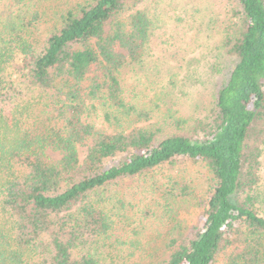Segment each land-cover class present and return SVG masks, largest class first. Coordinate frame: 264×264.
<instances>
[{"label":"trees","instance_id":"16d2710c","mask_svg":"<svg viewBox=\"0 0 264 264\" xmlns=\"http://www.w3.org/2000/svg\"><path fill=\"white\" fill-rule=\"evenodd\" d=\"M148 1L0 0V264H264V0ZM176 161L200 218L112 240L106 186Z\"/></svg>","mask_w":264,"mask_h":264},{"label":"rangeland","instance_id":"374dc122","mask_svg":"<svg viewBox=\"0 0 264 264\" xmlns=\"http://www.w3.org/2000/svg\"><path fill=\"white\" fill-rule=\"evenodd\" d=\"M147 5L152 6L153 0H149ZM180 5L181 2L177 5L176 3L169 4L168 1H164L153 6L157 14L162 12L164 14L163 18H165L169 11L180 7ZM176 12L179 13L180 9L178 8ZM174 13L175 11L173 10ZM137 71L140 77L139 80H136L133 77L134 73L129 71L126 75V81L132 84L127 85V87L133 85L139 87L134 90L138 94L137 99H140L143 90L140 86L147 85L152 88L154 85L150 82V79L152 80L153 78L154 70ZM176 71L183 74L182 72L186 70ZM145 74H149V76L147 77ZM140 91L141 93H139ZM175 182L192 184L191 186L201 196L209 184L208 171L202 164L191 166L184 161H176L173 164H164L141 175L106 186L105 199L107 201H103L101 204L110 217L112 240L119 238L120 241H125L128 236L137 238L139 240V242L137 241L138 245L153 246L154 255L156 250H160V252L164 250L165 234L175 223L181 222L183 225L188 226L193 224L197 217L200 218V215H195L191 208L187 209L188 204L176 205L178 201L182 200L179 197L171 201L172 205L175 204L174 210H172L171 206L170 212L166 211L163 215L162 212L160 214V210L157 207L158 200L163 196L173 197L169 192L179 194L177 189L180 187L176 186ZM158 187H160V190H154V188Z\"/></svg>","mask_w":264,"mask_h":264}]
</instances>
